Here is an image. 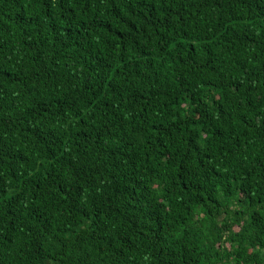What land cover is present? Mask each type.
Here are the masks:
<instances>
[{
	"label": "trees",
	"instance_id": "16d2710c",
	"mask_svg": "<svg viewBox=\"0 0 264 264\" xmlns=\"http://www.w3.org/2000/svg\"><path fill=\"white\" fill-rule=\"evenodd\" d=\"M0 264H264V0H0Z\"/></svg>",
	"mask_w": 264,
	"mask_h": 264
}]
</instances>
